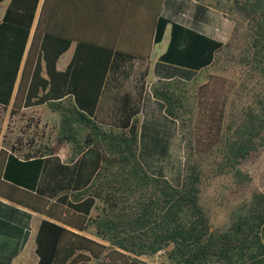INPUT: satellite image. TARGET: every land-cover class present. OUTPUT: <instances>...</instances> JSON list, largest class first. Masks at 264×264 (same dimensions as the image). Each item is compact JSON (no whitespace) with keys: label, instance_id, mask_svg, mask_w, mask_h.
<instances>
[{"label":"trees","instance_id":"trees-1","mask_svg":"<svg viewBox=\"0 0 264 264\" xmlns=\"http://www.w3.org/2000/svg\"><path fill=\"white\" fill-rule=\"evenodd\" d=\"M39 1L10 0L0 21V109L17 116L46 107L58 116L46 132L26 118L0 149V197L45 218L35 237L37 264H148L141 258L159 252L160 264H264V192L242 169L264 151V0H196L232 23L225 44L172 25L161 59L196 75L157 80L149 90L184 139L179 186L139 159L146 59L80 43L58 71L71 40L46 30V0L32 33ZM166 26L162 20L156 44ZM106 66L121 77L136 73L139 84L122 108L98 112L102 74L82 79ZM66 144L72 153L63 162ZM210 180L238 196L216 229L201 203Z\"/></svg>","mask_w":264,"mask_h":264},{"label":"crops","instance_id":"crops-1","mask_svg":"<svg viewBox=\"0 0 264 264\" xmlns=\"http://www.w3.org/2000/svg\"><path fill=\"white\" fill-rule=\"evenodd\" d=\"M44 1L40 0L37 6L32 33ZM5 10L0 15V21ZM162 20L167 22V26L161 42L156 44L155 36ZM43 22L46 30L71 40L68 50L58 59L56 68L60 72L66 71L70 66L80 43L146 59L148 67L140 117L143 114L152 116L157 113L171 123L174 121L165 116L162 103L153 98L149 87L157 80H190L195 75L194 71L161 59L170 44L172 25H178L221 44L226 43L233 29L232 23L224 14L196 0H46L43 6ZM101 71L97 69L98 77L92 78L90 75L82 80L89 78L97 81L102 74V82L95 85L99 87V94L104 97L98 103L97 110L116 111L123 107L124 96L135 93L139 84L138 75L132 73L121 77L109 66ZM80 77L75 80L81 81ZM19 79L20 76L13 96ZM72 85L81 88L83 84H66V89ZM48 111L53 121L49 127H53L57 124L58 116ZM2 147L4 146L0 145V149ZM71 153L70 144H66L58 156L64 162L70 159ZM43 219L44 216L0 197V264H37L35 237Z\"/></svg>","mask_w":264,"mask_h":264},{"label":"rangeland","instance_id":"rangeland-1","mask_svg":"<svg viewBox=\"0 0 264 264\" xmlns=\"http://www.w3.org/2000/svg\"><path fill=\"white\" fill-rule=\"evenodd\" d=\"M8 2L9 0H5L0 4V15ZM22 113L10 116L8 111L0 109V145L8 147L15 141L26 118L37 119L40 129L45 132L51 128L49 125L53 122L52 117L45 107L24 110ZM139 121V159L142 165L151 175L165 177L172 185L179 186L182 178L184 139L177 124L165 120L157 113L152 116L143 114ZM242 169L251 176L252 188L264 192V151L251 156L242 164ZM237 201L238 196L230 194L225 181L206 182L201 203L210 218L212 229L226 225L228 212ZM141 259L148 264L161 262L160 255Z\"/></svg>","mask_w":264,"mask_h":264},{"label":"built area","instance_id":"built-area-1","mask_svg":"<svg viewBox=\"0 0 264 264\" xmlns=\"http://www.w3.org/2000/svg\"><path fill=\"white\" fill-rule=\"evenodd\" d=\"M160 254H161V252L157 253V255H160Z\"/></svg>","mask_w":264,"mask_h":264}]
</instances>
